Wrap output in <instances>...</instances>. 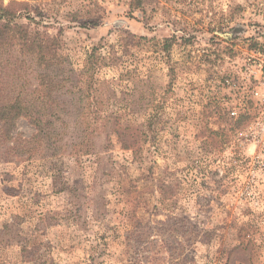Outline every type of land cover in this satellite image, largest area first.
Masks as SVG:
<instances>
[{
    "label": "rangeland",
    "instance_id": "rangeland-1",
    "mask_svg": "<svg viewBox=\"0 0 264 264\" xmlns=\"http://www.w3.org/2000/svg\"><path fill=\"white\" fill-rule=\"evenodd\" d=\"M22 2L58 40L41 74L77 94H57L60 136L33 144L20 117L0 144V264H264V109L229 117L222 86L264 51V0Z\"/></svg>",
    "mask_w": 264,
    "mask_h": 264
},
{
    "label": "trees",
    "instance_id": "trees-1",
    "mask_svg": "<svg viewBox=\"0 0 264 264\" xmlns=\"http://www.w3.org/2000/svg\"><path fill=\"white\" fill-rule=\"evenodd\" d=\"M27 11V6L22 0H8L5 5L0 1V144H6L10 140L13 123L20 117L28 119V123L36 129V135L32 139L33 144L41 145L46 135L60 136L57 128L65 126L60 119L64 109L57 94L65 87L68 88L64 93L70 97L75 98L77 94L76 85H65L67 79L57 80L45 73L41 74L39 67L43 63L45 65L46 61L50 62L54 57H58V54L52 53L58 40L57 38H46L45 42L40 41L37 39L38 32L32 33L23 25L18 24L16 20L22 13H28ZM14 53L18 58L23 54L26 60L32 61L39 69L35 74V79L39 84L30 94H27L26 86L19 84L18 79L21 77L24 62L20 58L17 60L13 56ZM96 53V48H93L85 62L84 69L87 73L85 83L88 84L94 81V76L89 72L94 73L95 70L105 65V58ZM46 55H50L47 60ZM3 77L10 81L7 84L2 83ZM5 85L10 88L4 96Z\"/></svg>",
    "mask_w": 264,
    "mask_h": 264
},
{
    "label": "built area",
    "instance_id": "built-area-1",
    "mask_svg": "<svg viewBox=\"0 0 264 264\" xmlns=\"http://www.w3.org/2000/svg\"><path fill=\"white\" fill-rule=\"evenodd\" d=\"M241 62L244 70L241 80L234 76L222 78V86L230 93L226 102L227 113L236 120L248 113L246 104L250 98V101L264 109V51L254 49ZM253 127L259 128V132L264 134V110L249 125V130Z\"/></svg>",
    "mask_w": 264,
    "mask_h": 264
},
{
    "label": "water",
    "instance_id": "water-1",
    "mask_svg": "<svg viewBox=\"0 0 264 264\" xmlns=\"http://www.w3.org/2000/svg\"><path fill=\"white\" fill-rule=\"evenodd\" d=\"M227 35L229 36L230 34H225V35H221V36H227Z\"/></svg>",
    "mask_w": 264,
    "mask_h": 264
}]
</instances>
